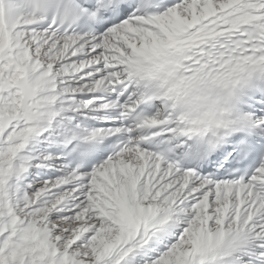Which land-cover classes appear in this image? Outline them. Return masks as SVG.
I'll return each instance as SVG.
<instances>
[{
	"label": "snow or ice",
	"instance_id": "6c2138e0",
	"mask_svg": "<svg viewBox=\"0 0 264 264\" xmlns=\"http://www.w3.org/2000/svg\"><path fill=\"white\" fill-rule=\"evenodd\" d=\"M0 264H264V0H0Z\"/></svg>",
	"mask_w": 264,
	"mask_h": 264
}]
</instances>
